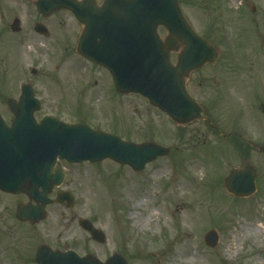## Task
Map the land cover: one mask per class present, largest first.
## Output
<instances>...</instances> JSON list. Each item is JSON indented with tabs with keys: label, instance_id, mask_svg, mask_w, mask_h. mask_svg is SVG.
Instances as JSON below:
<instances>
[{
	"label": "rangeland",
	"instance_id": "rangeland-1",
	"mask_svg": "<svg viewBox=\"0 0 264 264\" xmlns=\"http://www.w3.org/2000/svg\"><path fill=\"white\" fill-rule=\"evenodd\" d=\"M35 1L0 0V96L18 99L21 86L30 82L43 103L39 116L85 122L125 141L156 142L169 148V154L138 172L111 159L63 161L64 183L50 197L70 190L74 205L49 204L46 218L34 224L15 216L18 201L28 202L26 195L0 192V264H37L41 244L91 254L103 262L117 252L128 264H264V237L257 245L251 237L233 243L239 225L255 218L264 223V153L258 151L264 144V0H180L193 28L219 50L217 62L193 72L188 84L210 121L187 125L175 124L139 94H118L109 72L77 52L83 26L74 14L60 10L44 19ZM14 18L21 19L19 33L10 28ZM37 22L48 27V38L34 31ZM159 32L161 37L167 34L162 27ZM171 59L175 63L177 55L172 53ZM247 164L257 170V190L239 198L227 192L225 178L232 168ZM91 175L107 193L92 205ZM130 183L137 192L154 184L151 206L163 203L170 214L157 216L142 230L133 228L124 196ZM168 190L170 196L164 198ZM180 203L197 217L187 223ZM106 212L108 223L102 217ZM82 218L102 230L104 243L91 238L88 244L79 225ZM45 228L53 230L46 233ZM212 229L220 235L214 248L204 239ZM188 233L196 235L195 241ZM183 242V251L177 250ZM192 252L196 260L181 261Z\"/></svg>",
	"mask_w": 264,
	"mask_h": 264
},
{
	"label": "water",
	"instance_id": "water-1",
	"mask_svg": "<svg viewBox=\"0 0 264 264\" xmlns=\"http://www.w3.org/2000/svg\"><path fill=\"white\" fill-rule=\"evenodd\" d=\"M35 5L44 17L60 9L75 14L84 25L78 52L105 66L119 93L145 96L178 124L205 117L203 108L189 96L185 77L206 63H214L217 51L191 28L179 0H103L100 5L96 0H37ZM160 25L168 30L164 39L158 33ZM11 28L19 32L20 20L15 19ZM35 30L49 35L41 23ZM173 50H181L177 65L170 61ZM13 102L10 100L16 112L15 127L10 129V135L7 131L0 134V189L25 193L37 203H19L16 216L22 221L36 223L44 219L47 204L54 201H67V207L73 205L70 191H60L56 200L49 198L53 188L64 180L58 158L72 163L111 158L140 171L169 152L156 143L125 142L87 125H67L50 118L36 124L33 112L39 101L30 84L24 85L20 103ZM260 151L264 152V146ZM255 178L253 166L233 169L226 179V188L237 196H250L256 190ZM80 225L94 240H106L90 220L81 219ZM205 241L216 247L217 231L210 230ZM35 260L38 264H128L119 253L101 262L92 255L80 257L73 251H53L44 244L37 250Z\"/></svg>",
	"mask_w": 264,
	"mask_h": 264
},
{
	"label": "bare ground",
	"instance_id": "bare-ground-1",
	"mask_svg": "<svg viewBox=\"0 0 264 264\" xmlns=\"http://www.w3.org/2000/svg\"><path fill=\"white\" fill-rule=\"evenodd\" d=\"M194 168L198 169L200 167L198 165H194ZM162 171L165 172L166 168L164 167V170L162 169ZM94 182L95 180L93 176L91 175V196L89 197L91 200V205L95 204L99 199H106L107 197V193L105 189L98 183L94 184ZM136 189L137 188L135 184L130 183L125 186V190H124V196L128 202L127 203L128 204L127 219L130 221L131 226L133 228L142 230L150 222H153L155 218H158L161 215L167 216L170 214L169 209L163 203H161L158 207L151 206V204L153 203L151 201L152 200L151 196L154 193V189H156V186L154 184H150L148 187H146L141 192L140 191L137 192ZM170 193H171V190L166 191L165 194L163 195L164 198L170 196ZM179 211L180 212L183 211L182 216H183V219L187 223L189 220H193L195 216L197 217L196 212L189 213L185 209V203H180ZM108 212H106L102 216L106 223L110 221V216ZM258 221L261 223L258 224ZM50 230H53V229L45 228L46 233L49 232ZM191 230H193V226ZM188 236H190L189 237L190 239H193L195 241L196 235L194 233H188ZM249 237L252 238L251 241H252V244L254 245H257V240H259L261 237H264V223L259 218H255L254 222L251 224L239 225V235L235 236V238L233 239V243L234 245H239L240 241H242L244 238H249ZM185 243L187 242H183L182 244H179V246L177 247V250L183 251V247ZM180 259L182 262H191V260L197 259V253L192 252V254H189L185 259H183V257H180Z\"/></svg>",
	"mask_w": 264,
	"mask_h": 264
},
{
	"label": "flooded vegetation",
	"instance_id": "flooded-vegetation-1",
	"mask_svg": "<svg viewBox=\"0 0 264 264\" xmlns=\"http://www.w3.org/2000/svg\"><path fill=\"white\" fill-rule=\"evenodd\" d=\"M253 10H255L254 7H253ZM192 79H193L192 75L187 79V87H188V84L192 82ZM203 81H204L203 79L202 80H195V82H197L199 84H201ZM0 97H1L0 98V128L4 127L5 130L8 129V131H9L11 129V127L13 126V122L15 120V111L9 105V99L13 98V97H10V96L5 97L3 95H1ZM41 111H42V107L40 108L39 111H37L35 113V118L38 121H40L42 119V117L46 115V114H42L41 116H39ZM5 130L3 129L2 132H4ZM1 193H4V192H1ZM5 194H8V193H5ZM9 195H12V194H9ZM87 241H88V244L91 242V237L89 234L87 236Z\"/></svg>",
	"mask_w": 264,
	"mask_h": 264
}]
</instances>
